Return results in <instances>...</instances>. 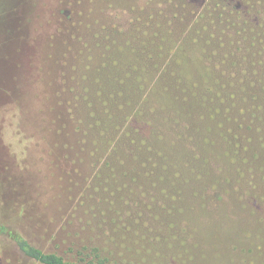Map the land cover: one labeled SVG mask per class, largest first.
<instances>
[{
    "label": "rangeland",
    "instance_id": "obj_1",
    "mask_svg": "<svg viewBox=\"0 0 264 264\" xmlns=\"http://www.w3.org/2000/svg\"><path fill=\"white\" fill-rule=\"evenodd\" d=\"M66 1L63 8L60 0H0V264H38L18 237L87 264H264V151L240 184L223 183L238 187L233 210L191 211L183 226L161 208L173 200L146 143L130 145L133 134L149 135L140 104L127 109L125 132L95 144L90 130L83 140L78 120L113 18L103 6L94 12ZM232 4L208 0L207 28L244 43L247 33L264 36V0ZM251 51L247 68L264 71ZM146 180L153 201L143 196Z\"/></svg>",
    "mask_w": 264,
    "mask_h": 264
},
{
    "label": "trees",
    "instance_id": "obj_2",
    "mask_svg": "<svg viewBox=\"0 0 264 264\" xmlns=\"http://www.w3.org/2000/svg\"><path fill=\"white\" fill-rule=\"evenodd\" d=\"M224 1L240 6L238 0ZM60 3L63 8L68 5L66 0ZM76 3L94 12L103 6L113 18L110 42H103L104 49L93 60L94 93L90 92L87 114L78 120V126L86 128L83 137L93 130L95 144L114 138L132 113L129 110L125 115L127 109L140 104L149 135L140 140V135L133 134L130 145L146 143L153 155L161 190L173 200L168 208L161 207L170 220L185 226L191 211L202 209V214L217 215L233 210L230 197L238 187L234 185L232 191L223 183L240 184L264 151V126L260 125L264 120V71L246 65L251 50L258 55L256 62L264 63V36L247 33L244 43L238 35L226 37L211 31L207 25L212 21L203 17L208 0ZM125 15L128 20H122ZM258 19L263 24L260 12ZM120 37H124L121 42ZM169 56L173 64L168 70ZM148 181L143 196L150 187ZM144 197L153 201V197ZM17 245L38 264H87L43 251L20 237Z\"/></svg>",
    "mask_w": 264,
    "mask_h": 264
}]
</instances>
